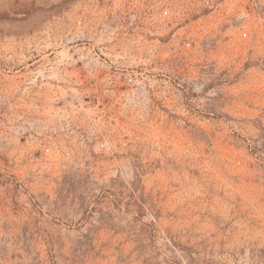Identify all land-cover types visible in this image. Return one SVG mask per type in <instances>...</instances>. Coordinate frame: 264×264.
<instances>
[{"label":"rangeland","instance_id":"obj_1","mask_svg":"<svg viewBox=\"0 0 264 264\" xmlns=\"http://www.w3.org/2000/svg\"><path fill=\"white\" fill-rule=\"evenodd\" d=\"M0 264H264V0H0Z\"/></svg>","mask_w":264,"mask_h":264},{"label":"built area","instance_id":"obj_2","mask_svg":"<svg viewBox=\"0 0 264 264\" xmlns=\"http://www.w3.org/2000/svg\"><path fill=\"white\" fill-rule=\"evenodd\" d=\"M46 151H48V150L46 149Z\"/></svg>","mask_w":264,"mask_h":264}]
</instances>
